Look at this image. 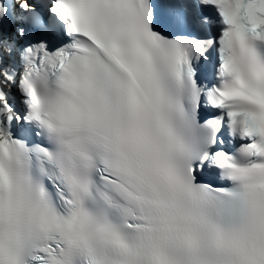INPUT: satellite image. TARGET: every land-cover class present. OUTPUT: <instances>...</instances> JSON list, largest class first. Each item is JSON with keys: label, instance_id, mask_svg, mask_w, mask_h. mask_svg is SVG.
Returning <instances> with one entry per match:
<instances>
[{"label": "bare ground", "instance_id": "1", "mask_svg": "<svg viewBox=\"0 0 264 264\" xmlns=\"http://www.w3.org/2000/svg\"><path fill=\"white\" fill-rule=\"evenodd\" d=\"M162 4H164V1L163 0H160L159 1V5L160 6H162ZM164 6V5H163ZM67 37V41H71V36H66ZM60 38V37H59ZM63 41H66V40H64L63 39ZM215 58H216V56H215ZM213 72V74H214V77H215V79L217 80V79H219V75H220V70H219V65H217V67H216V70L215 71H212ZM209 98V97H208ZM27 130V129H26ZM37 130L39 131V132H42V128H39L38 126H37ZM29 132V135H28V137L29 138H32V134L30 133V131H28ZM16 137H17V139L19 140V141H21L22 142V140L20 139L21 138V136H22V134H20V133H17L16 135H15ZM237 151V150H236ZM58 160H60L57 156H53V158H52V160H51V162H52V165L54 166V162L55 161H58ZM203 162L204 163H206L207 165H208V162L206 161V160H203ZM99 180H104V179H102V178H99ZM36 186V185H35ZM37 187V186H36ZM101 188L102 189H105L103 186H101ZM88 191L93 195V197H94V203H95V200H96V202H97V204L95 205V207L97 208V210H101V209H99V204H101L102 206H105V205H103V203H102V195L99 193V192H97V191H94V188H92V192L88 189ZM99 203V204H98ZM98 206V207H97Z\"/></svg>", "mask_w": 264, "mask_h": 264}]
</instances>
